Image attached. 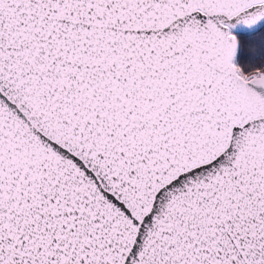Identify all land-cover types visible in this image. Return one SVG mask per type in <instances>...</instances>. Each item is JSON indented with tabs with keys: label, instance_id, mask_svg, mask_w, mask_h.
Wrapping results in <instances>:
<instances>
[{
	"label": "snow or ice",
	"instance_id": "1",
	"mask_svg": "<svg viewBox=\"0 0 264 264\" xmlns=\"http://www.w3.org/2000/svg\"><path fill=\"white\" fill-rule=\"evenodd\" d=\"M0 264H264V0H0Z\"/></svg>",
	"mask_w": 264,
	"mask_h": 264
}]
</instances>
